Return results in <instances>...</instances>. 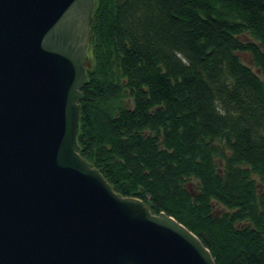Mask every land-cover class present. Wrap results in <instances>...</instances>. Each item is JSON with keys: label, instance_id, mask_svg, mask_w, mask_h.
<instances>
[{"label": "trees", "instance_id": "trees-1", "mask_svg": "<svg viewBox=\"0 0 264 264\" xmlns=\"http://www.w3.org/2000/svg\"><path fill=\"white\" fill-rule=\"evenodd\" d=\"M90 34L80 155L216 264H264V0H95Z\"/></svg>", "mask_w": 264, "mask_h": 264}, {"label": "water", "instance_id": "water-1", "mask_svg": "<svg viewBox=\"0 0 264 264\" xmlns=\"http://www.w3.org/2000/svg\"><path fill=\"white\" fill-rule=\"evenodd\" d=\"M95 0H0V264H216L79 153Z\"/></svg>", "mask_w": 264, "mask_h": 264}, {"label": "rangeland", "instance_id": "rangeland-1", "mask_svg": "<svg viewBox=\"0 0 264 264\" xmlns=\"http://www.w3.org/2000/svg\"><path fill=\"white\" fill-rule=\"evenodd\" d=\"M241 57H242V59H243L245 62L250 63V60H249V57H248L247 54H242Z\"/></svg>", "mask_w": 264, "mask_h": 264}]
</instances>
